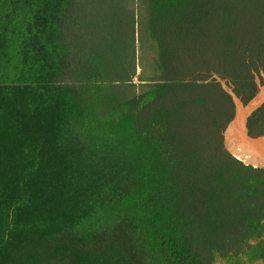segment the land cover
<instances>
[{
    "label": "trees",
    "instance_id": "obj_1",
    "mask_svg": "<svg viewBox=\"0 0 264 264\" xmlns=\"http://www.w3.org/2000/svg\"><path fill=\"white\" fill-rule=\"evenodd\" d=\"M68 2L0 0V264L264 259V166L226 144L264 90V0H147L153 94L99 106L56 81Z\"/></svg>",
    "mask_w": 264,
    "mask_h": 264
},
{
    "label": "rangeland",
    "instance_id": "obj_2",
    "mask_svg": "<svg viewBox=\"0 0 264 264\" xmlns=\"http://www.w3.org/2000/svg\"><path fill=\"white\" fill-rule=\"evenodd\" d=\"M147 15V0H69L62 21L68 60L56 81L93 106L122 93L150 98L159 51L145 26ZM216 264H264V259L246 249Z\"/></svg>",
    "mask_w": 264,
    "mask_h": 264
},
{
    "label": "bare ground",
    "instance_id": "obj_3",
    "mask_svg": "<svg viewBox=\"0 0 264 264\" xmlns=\"http://www.w3.org/2000/svg\"><path fill=\"white\" fill-rule=\"evenodd\" d=\"M237 100L235 120L226 131V144L239 158L247 163L264 166V142H254L249 137L247 120L250 114L264 102V90L248 106Z\"/></svg>",
    "mask_w": 264,
    "mask_h": 264
}]
</instances>
